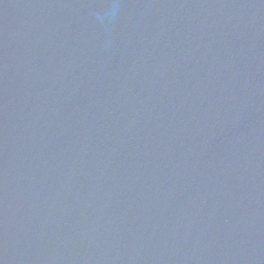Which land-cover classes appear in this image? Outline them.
Returning a JSON list of instances; mask_svg holds the SVG:
<instances>
[{
  "label": "water",
  "instance_id": "water-1",
  "mask_svg": "<svg viewBox=\"0 0 264 264\" xmlns=\"http://www.w3.org/2000/svg\"><path fill=\"white\" fill-rule=\"evenodd\" d=\"M0 264H264V0H0Z\"/></svg>",
  "mask_w": 264,
  "mask_h": 264
}]
</instances>
